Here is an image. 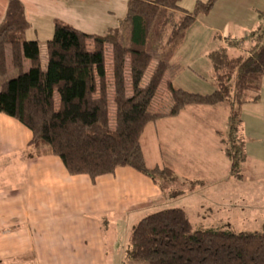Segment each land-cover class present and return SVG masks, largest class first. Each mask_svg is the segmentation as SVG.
Here are the masks:
<instances>
[{"label":"trees","instance_id":"obj_1","mask_svg":"<svg viewBox=\"0 0 264 264\" xmlns=\"http://www.w3.org/2000/svg\"><path fill=\"white\" fill-rule=\"evenodd\" d=\"M183 0H128L120 24L104 35H88L56 21L48 43L49 63L42 69L40 46L25 38L30 25L19 0H9L0 26V113L16 119L32 133L28 149L58 157L72 176L93 180L131 168L156 185L176 184L169 168H149L142 137L148 125L164 116L151 112L157 91L183 46L188 31L217 0L198 2L192 12ZM90 42L94 46L91 50ZM238 56L229 50L243 48ZM226 46L208 54L216 90L208 95L168 89L173 100L170 116L189 106L231 108L227 139L223 141L232 169L241 172L246 160L241 133L242 107L259 100L264 80V24L244 40H226ZM14 46L19 75L5 80V48ZM114 65L116 118L110 120L107 84V47ZM31 68L22 71V60ZM154 61L157 66L146 80ZM242 177V174H240ZM193 184V183H192ZM175 192L173 195H178ZM146 264H264V231L236 232L195 228L183 209H166L144 218L134 227L126 261Z\"/></svg>","mask_w":264,"mask_h":264},{"label":"crops","instance_id":"obj_2","mask_svg":"<svg viewBox=\"0 0 264 264\" xmlns=\"http://www.w3.org/2000/svg\"><path fill=\"white\" fill-rule=\"evenodd\" d=\"M19 1L24 6L25 17L30 25L29 29L26 31L25 38L29 42H37L39 44L43 70H47L48 68V43L51 42L54 37L56 21H62L88 35H104L109 29L117 27L125 18L128 4V0ZM208 1L209 0H183L180 7L185 11L192 12L195 10L198 2L207 3ZM218 1L219 0H217L216 4ZM184 7L190 8L191 10H187ZM8 8L9 0H0V26L6 18ZM211 12L202 16H209ZM261 26V24L255 22V25L245 29L243 34L244 37L242 36L243 39H235L233 36H235L234 34L239 27H235L231 24L226 27V33L222 38L226 39L227 37L232 40H244ZM215 30L219 31L217 29ZM91 43L92 42H90V44ZM183 46L181 48H183ZM247 46L248 43H245L241 50L232 49L230 50L231 54L238 55L243 53L245 50L244 48ZM14 52V46H7L5 48V68L3 69L6 70L5 80H8L7 78L9 76L14 75L13 71L20 73L15 65ZM210 52L206 54L208 59V54ZM31 65L32 63L30 60L23 58L22 71L27 72L31 68ZM171 69L172 64L170 70ZM221 105L228 109L227 136L231 108L226 103L218 106ZM189 107L176 117L170 116V113L160 114L164 117L152 124L165 123L167 119L179 121L183 119V114L187 115L184 120L190 119V121L181 124V126L175 129V132H177V135L183 134V136L186 135V132H190L193 136V142H197L199 147L204 146V150L198 149L199 151L195 152L197 148L194 150H192L193 147H191V150L182 148L180 149L181 152H175V164L177 166L182 164L186 167L185 170L183 169V171H181L183 172L181 173L183 176L181 178L184 179V181L190 184L193 183V185L203 184L204 177L200 175V177H197V175H193L195 174L194 172L188 169L194 167L195 164L205 165L207 163V159L204 158H207L213 150L212 148H210L211 150L207 149L205 145L206 140L209 142L214 136L218 139L220 138L222 150L225 152L223 145L224 140L222 139L223 132L213 127L211 118L208 124L207 122L201 123L195 121L201 118L202 113L206 115L208 112L198 110L188 111L187 109ZM215 107L217 106H214V108ZM225 112H227V110H225ZM241 119V133L245 141L246 154L242 178L245 174L248 175L251 182L262 185L261 188L263 189L264 80L262 82L259 100L256 102H249L242 107ZM206 136H209V139L205 140L204 137ZM143 137V152L147 165H149ZM160 137L161 136L158 135V143L160 142ZM31 140L32 133L30 130L16 119L0 113V162L8 160L9 164H11L10 159L13 156L20 155V157L26 158L27 166L30 165L31 167V173L28 178L24 197H21L22 193H20V197L18 193L17 195L15 193L0 195V259L5 257V248H16L18 246L27 247L26 250L21 252V255L37 252L39 257L49 258V256L56 253L54 248H67L69 246L68 235L65 228L68 225L70 228L78 222H86L88 218V216L85 215L86 212L92 214L93 219L96 220L97 226H100L101 229V223H112L113 225L119 221L121 223L126 219L127 215H131L132 212L138 210L144 211L143 209L149 205H154L163 201V197L166 196V191L159 185H156L151 178L131 168H119L114 174L98 177L95 180L87 175L72 176L68 173L63 162L58 157L46 153L47 149H44L45 152L39 154L31 152L28 149ZM157 152V155L161 158L163 155L167 154L166 148L163 147L161 143H159ZM210 160L211 158L208 159V161ZM155 162L154 168H169L177 175V171L172 165L163 162L161 159H156ZM247 164L248 168L246 172L245 167ZM0 167L4 166L0 165ZM59 220L64 221L58 224ZM114 232L116 237L114 248H116L120 243V238L117 234L118 228L114 229ZM77 239L83 243L84 239ZM70 242L75 244L73 241ZM93 243L100 246L99 243H101V241L95 242L94 240H85L83 244L85 245L84 247L90 249L91 252V248L94 246Z\"/></svg>","mask_w":264,"mask_h":264},{"label":"rangeland","instance_id":"obj_3","mask_svg":"<svg viewBox=\"0 0 264 264\" xmlns=\"http://www.w3.org/2000/svg\"><path fill=\"white\" fill-rule=\"evenodd\" d=\"M191 10L190 8H186ZM264 0H219L214 10L209 16H201L197 24L188 31L185 37V44L179 53L175 56L172 69L169 70L160 85L151 111L159 114H169L173 108V100L168 89V82L172 81L176 89H181L189 93L208 95L216 90V82L213 77V68L207 53L217 48L225 47L226 40L232 41L230 38H222L226 33V27L233 24L238 30L235 32L236 38H242L247 27H252L255 22L264 24ZM219 30L216 31L215 29ZM243 36V37H242ZM224 37V36H223ZM90 49L94 50L93 44ZM231 56H238L231 54ZM154 61L148 71L146 80L152 75L154 68L157 66ZM107 84L110 93V120L115 124L116 106L114 104V65L111 47H107ZM13 76L7 79L11 80L19 75L17 71H13ZM208 112L206 115L202 113L201 118L195 121L207 124L210 122L215 129L223 132V140L227 139V119L228 109L224 106L217 107H189L187 109ZM227 110V112H225ZM183 119H167L165 123L150 124L143 137L145 152L148 157L149 168H154L156 159L172 165L180 178V182L176 184L163 185L166 196L163 201L154 205H149L144 211L138 210L127 215L126 219L120 223H101L97 226L96 220L92 214L88 212L86 222H78L69 228H65L68 235L69 246L67 248H54L55 254L46 257H39L36 253L21 255L27 247H8L5 248V257L0 259V264H146L144 262L126 261V252L130 247V236L134 227H136L144 218L154 213L166 209H184L192 225L195 228H223L231 229L236 232H256L264 231V188L262 185L255 184L250 181V177L245 174L243 176L244 163L241 172L234 171L232 165L222 150L220 138L212 137L209 142V136L204 137L206 147L212 152L207 156V163L195 164L190 167L197 177H204L203 184H190L181 177L183 169L186 167L182 164H175V152H181L180 149L188 148L189 150H204V146L197 145L193 142V136L190 132L177 135L175 129L184 124L188 120H184L187 115L183 114ZM158 135L163 147L166 148L167 154L162 158L158 156ZM44 149L34 153H43ZM194 153V151H193ZM24 156V155H23ZM211 158L210 161L208 159ZM9 161H1L0 165V195L15 193L20 197H24L27 189L28 178L31 173L30 165L27 166L26 158L20 155L13 156ZM168 161V162H167ZM248 164L245 167L247 172ZM190 175V174H189ZM200 175V176H199ZM20 185V186H19ZM25 186V187H24ZM180 192L178 195H173ZM84 215V214H83ZM64 220H59L58 224ZM118 228V236L120 243L114 248L115 232ZM71 234V235H70ZM77 238L85 240L101 241L100 246L93 243L90 249L85 248ZM75 242L73 244L72 242ZM90 248V247H89ZM35 249V248H34ZM4 250V249H3ZM2 250V251H3ZM90 253H89V252Z\"/></svg>","mask_w":264,"mask_h":264}]
</instances>
